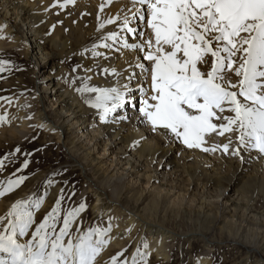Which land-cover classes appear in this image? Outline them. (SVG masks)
I'll use <instances>...</instances> for the list:
<instances>
[{
    "label": "bare ground",
    "instance_id": "obj_1",
    "mask_svg": "<svg viewBox=\"0 0 264 264\" xmlns=\"http://www.w3.org/2000/svg\"><path fill=\"white\" fill-rule=\"evenodd\" d=\"M64 2L0 0V27L6 25L3 30L5 42H0V48L23 51L32 65L37 69L44 68L39 80L41 91L33 100L41 107L40 111L30 119L24 101H20L16 116L20 123L9 131H3L0 138L7 133L13 138L24 137L37 127L68 149V164L74 171L84 175L93 171L95 180L85 178L90 186L95 187L90 190L96 198L92 208L93 219L111 212L114 216L113 234L104 237L108 243L101 247L95 264H105L111 253L120 250L130 235L137 232L140 236L146 234L149 237L147 254H153L165 263L171 260L172 242L201 236L208 248L198 263L209 264L212 259L209 245L212 242L208 234L216 223L212 212L222 206L231 214V221L220 229L221 234L242 238L245 225L252 226L255 232L263 234L259 239L260 248L264 249V154L250 145L240 146L237 130L223 136L213 133L206 137V147L227 144L231 140L228 153H224L222 148L216 152L186 148L174 137L155 131L139 111L143 107L141 101L146 98L145 90L148 95L152 94L147 71L151 62L144 59L150 49L133 50L124 47L123 42L126 39L130 45L142 44L151 35V29L146 27V21L150 19L146 7L145 20L142 21L134 15L140 6L134 7L129 0H113L111 4L107 0H76L75 4L60 7ZM102 3L105 7L101 13ZM125 17L129 19L128 27L135 32L123 28ZM109 18L116 22L105 23L104 28H100V24ZM48 31L51 32L50 37H47ZM112 32L119 33L120 38L117 41L105 40L104 37ZM152 38L154 40V36ZM102 44L111 47H99ZM94 52L100 55H94ZM65 56H73L72 61L79 63L73 76L62 68ZM140 64L144 68L138 67ZM232 79L237 81L234 76ZM85 84L102 89L117 88L125 93V104L105 114L103 109L92 107L87 102L94 101L97 93L78 91ZM224 115L234 114L225 112ZM238 147L240 155H232V150ZM45 178V174L39 175L37 182ZM96 179H102L104 185L100 186ZM225 183L232 190L239 185L242 188L224 203L228 195V189L223 188ZM175 184L187 187L190 197L188 200L176 197L171 201L169 207L173 213L181 215L184 210H191L194 196L202 199L196 228L188 233L167 227V221L165 224L157 220L158 200L168 199ZM118 186L121 190L117 189ZM138 186L144 192L157 195L153 205L145 209L140 208L139 202L133 208L124 206L119 191H135ZM53 188L52 192L58 191V187ZM35 196V190L25 187L0 199V217H5L17 201L28 202L29 210L35 212ZM260 202L263 204L259 206ZM6 226V221L0 224L1 230ZM248 231L254 233L251 228ZM80 235L83 233L73 236V242ZM98 239L99 236L93 238ZM19 240L25 242L28 239L25 236ZM253 255L247 254L239 264H249Z\"/></svg>",
    "mask_w": 264,
    "mask_h": 264
},
{
    "label": "snow or ice",
    "instance_id": "obj_2",
    "mask_svg": "<svg viewBox=\"0 0 264 264\" xmlns=\"http://www.w3.org/2000/svg\"><path fill=\"white\" fill-rule=\"evenodd\" d=\"M75 2L65 0L59 6L65 8ZM112 2L107 0L109 4ZM129 3L140 6L134 13L140 20H145V7L150 15L146 27L151 29V35L142 44L130 45L125 39L123 46L137 51L142 47L150 49L144 59L151 62L147 71L152 94L148 95L145 90L146 98L141 101L143 107L139 111L153 129L180 140L189 149L216 152L222 148L224 153L229 152L231 140L206 147V137L237 130L240 146L250 145L264 154V0H129ZM104 7L102 3L101 13ZM115 22L109 18L100 28ZM128 25L129 19L125 17L123 28L135 32ZM4 27H0V32ZM3 38L6 37L0 36ZM119 38L117 32L104 37L111 41ZM138 67L144 68V65ZM4 70L5 62L0 61V72ZM78 91L97 93L94 101L87 102L103 109L105 114L125 104V93L117 88L102 89L85 84ZM2 99L11 103L7 97ZM225 112L234 115H224ZM7 119L0 116V124ZM231 154L239 156V147ZM5 160L7 157L0 159V171L5 167ZM23 168H28L27 161ZM26 179L20 176L0 181V197L14 191ZM63 200L61 194L25 242L19 237L28 236L35 223L28 202L17 201L5 217H0V224L7 222L0 230V264H95L101 247L108 243L104 237L111 229H90L76 237V242H65L71 225L86 205L81 203L68 210L63 227L57 231ZM34 207L39 209L41 202H36ZM94 235L100 239L93 240ZM123 255V252L118 254ZM138 256L139 249L131 257V264H140ZM117 260L114 257L112 264H117ZM120 264H129V260Z\"/></svg>",
    "mask_w": 264,
    "mask_h": 264
},
{
    "label": "rangeland",
    "instance_id": "obj_3",
    "mask_svg": "<svg viewBox=\"0 0 264 264\" xmlns=\"http://www.w3.org/2000/svg\"><path fill=\"white\" fill-rule=\"evenodd\" d=\"M32 1L37 2L38 0ZM50 34L51 32L49 33L48 31L47 37H50ZM0 36H3V32H0ZM3 41L5 42L4 39H0V42ZM72 59L73 56H65L61 62L62 68L66 72L69 71L71 76L76 73L79 66V63L76 60V63L73 62L74 60L72 61ZM0 61L5 62V70L0 72V116L8 117L6 122L0 124L1 136L3 135V131H9L20 123L16 117L20 101H24L25 106L28 108H26V111L30 112V119L40 111L41 107L34 103L33 100H35L38 96L37 94L41 91L39 80L43 75L44 68L42 66L37 69L24 56L23 51L10 48H0ZM70 87H74L72 83H70ZM5 97L11 103L8 100L2 99ZM92 119L93 117H91ZM46 134L43 130L34 127L24 137L13 138L7 133L3 138H0V159L7 157L5 167L0 171V181H7L9 177L12 179H17L20 176L27 177L22 185L0 197V199L10 196L25 187L36 191L35 199L37 202H41V207L34 212L35 223L29 230L30 235L27 236V239L31 238V233L35 230V227L51 211L61 194L64 196V200L61 202V220L57 223V231L63 227V217L68 210L79 207L81 203L86 205L85 210L75 218V221L71 225L70 234L65 237V242L72 240L73 236L77 235V233L85 234L90 229L95 228L101 230L110 228L111 231L107 233L110 237L113 234V212L104 217H99L97 220L93 219L92 208L96 203V198L90 190L95 189V187H92L93 185L90 186L87 179H85L86 177L94 179L93 171H88L85 175L74 171L68 164L70 162L68 149L63 144H58L53 136L51 137V135ZM178 141L181 145L188 148L180 140ZM17 148L20 149L19 152L16 151ZM25 161L28 162V168L26 169L23 168ZM43 174L47 178L42 182H37L38 176ZM96 180L101 184L100 186L104 185L102 184V179ZM223 186V188L228 189L227 200H224V203L229 201L230 195L232 196L237 190L242 188V185H239L232 190L231 186L227 183L223 184ZM53 187H58V191L52 192V189H55ZM117 189L121 190L119 186ZM72 193H75V195H72ZM119 193H122V202L128 208H133L136 202H139L140 208L145 209L153 205L157 197L155 194L144 192L141 186H138L135 191L123 189ZM53 194L56 195L51 197ZM193 194L194 191H192L191 197ZM176 197L180 198V200L181 198L188 200L190 191H187V187L184 188V186L175 184L174 192L172 191L168 199H163L164 201L162 199L158 200L159 210L157 209V220L164 221L165 224L167 221V227L179 232L181 231V233H188L196 228L202 199L200 196H194L193 201H195L192 205L194 207H192V211L189 210L186 213L184 210V214L177 215L169 207L170 202ZM261 204L263 203L260 202L259 206ZM212 217H216V223L213 230L208 234V239L212 242L209 245L210 250H212V259L209 264H239L247 254H254L249 264H264V249H262L263 247L260 248L261 240L259 239L263 234H258L259 232L254 231V227L246 225L243 228L242 238L235 239L228 233L221 234L220 229L225 227L226 223H230L228 221H231V214L227 213V208L223 206L214 209ZM250 228L254 233L248 231ZM225 231L227 232V229ZM256 233L258 236L255 235ZM96 236L94 235L93 238ZM191 237L172 242L171 260L169 263H165L153 254H147L149 237L146 234L140 236V232H137L130 235V239L125 242V245L120 250L113 251L105 264H112L114 257H118L117 264H120L125 259L129 260V264H131V257L137 252V249L140 252V256L137 257L140 264H199V257L207 252L208 247L206 246V242L203 241V237ZM145 244L147 247H145ZM121 252L124 255L118 256Z\"/></svg>",
    "mask_w": 264,
    "mask_h": 264
}]
</instances>
